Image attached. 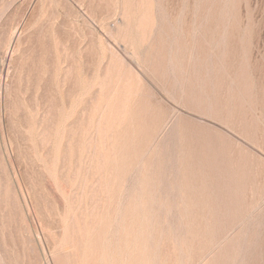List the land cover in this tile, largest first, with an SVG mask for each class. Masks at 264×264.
Instances as JSON below:
<instances>
[{
    "label": "rangeland",
    "instance_id": "1",
    "mask_svg": "<svg viewBox=\"0 0 264 264\" xmlns=\"http://www.w3.org/2000/svg\"><path fill=\"white\" fill-rule=\"evenodd\" d=\"M0 264H264V0H0Z\"/></svg>",
    "mask_w": 264,
    "mask_h": 264
}]
</instances>
